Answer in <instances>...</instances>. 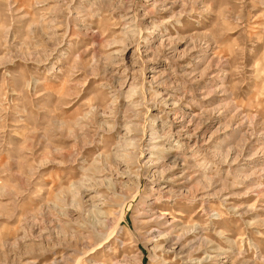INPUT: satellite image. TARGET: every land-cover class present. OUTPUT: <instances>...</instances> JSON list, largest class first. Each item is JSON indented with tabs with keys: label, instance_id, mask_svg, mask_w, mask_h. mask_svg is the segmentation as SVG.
I'll return each mask as SVG.
<instances>
[{
	"label": "rangeland",
	"instance_id": "obj_1",
	"mask_svg": "<svg viewBox=\"0 0 264 264\" xmlns=\"http://www.w3.org/2000/svg\"><path fill=\"white\" fill-rule=\"evenodd\" d=\"M88 245L264 264V0H0V264Z\"/></svg>",
	"mask_w": 264,
	"mask_h": 264
},
{
	"label": "bare ground",
	"instance_id": "obj_2",
	"mask_svg": "<svg viewBox=\"0 0 264 264\" xmlns=\"http://www.w3.org/2000/svg\"><path fill=\"white\" fill-rule=\"evenodd\" d=\"M127 125V124H126ZM125 125V126H126ZM127 127V129L129 130V131H132V127L133 126H130V125H128V126H126ZM126 129V130H127ZM135 129V128H134ZM139 129H137L136 131H138ZM139 132V131H138ZM143 132V131H142ZM141 132V133H142ZM142 138V137H141ZM140 140V139H139ZM141 142V141H140ZM121 143V144H120ZM119 144H120V146H123V147H121V151H127V146H129V145H131L130 147L132 148V149H134L135 147H136V145H138V147H139V144H138V142H137V139H136V137L134 138L133 136L130 138V139H128V140H124L123 142H119ZM163 144V143H162ZM160 145V143L159 142H152L151 141V143H150V147L146 150V151H143V152H141L140 153V156L138 157V158H140V160H144V162H147V160H148V158L151 156V154H152V152L154 151V150H160L161 148H159L158 146ZM164 146V145H163ZM136 150V149H135ZM140 151V150H139ZM130 154H132V155H134V150H130ZM135 156V155H134ZM98 162V161H97ZM95 168V167H94ZM109 181V185H114V182L113 181H110V180H108ZM77 183V182H76ZM86 184L83 182V181H79L78 183H77V185L75 184L74 186H73V196H74V203L77 205L78 203H79V201H80V199H83V198H85V191H86V186H85ZM108 185V186H109ZM113 188V187H112ZM111 190H113V189H111ZM112 192V191H111ZM79 199V200H78ZM100 200V202H97L95 205H93L97 210L96 211H98L99 212V215L100 214H102V215H104V216H106V212L104 211H102L101 210V208H102V206H105V204H106V201H105V199H104V197H102L101 196V198H99ZM84 200V199H83ZM102 200V201H101ZM160 218H162L161 219V221H160V223H162V224H165V223H167V220L163 217V216H161ZM106 220V219H105ZM108 220H109V218H108ZM173 220V219H172ZM100 221V220H99ZM167 225V224H166ZM168 227H172L173 228V225H174V222H168ZM175 226V225H174ZM183 230H186V231H188V230H190L189 229V227H183L182 228ZM116 231V228L114 229H111V231H109V232H107V233H105L103 236H101V239H100V242H99V244H98V246H99V248H102V247H104L105 246V243L107 242V240L113 235V233ZM159 234V233H158ZM148 236H150V240H152L154 237H155V232H154V230L153 231H150L149 233H148ZM159 236V235H158ZM178 247V246H177ZM96 248H97V246H90V245H88V246H86V249H85V252H83V253H81V254H79L78 255V257H77V259H76V264H78L82 259H86L93 251H95L96 250ZM176 249V248H175ZM179 249V248H178ZM174 252V251H173ZM180 253V252H179ZM73 264H74V262H73Z\"/></svg>",
	"mask_w": 264,
	"mask_h": 264
}]
</instances>
